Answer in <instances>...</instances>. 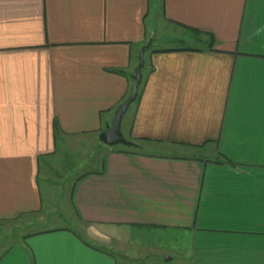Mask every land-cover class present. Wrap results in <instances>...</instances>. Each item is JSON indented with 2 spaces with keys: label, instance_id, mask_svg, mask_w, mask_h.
<instances>
[{
  "label": "crops",
  "instance_id": "obj_1",
  "mask_svg": "<svg viewBox=\"0 0 264 264\" xmlns=\"http://www.w3.org/2000/svg\"><path fill=\"white\" fill-rule=\"evenodd\" d=\"M158 14L201 47L149 48ZM148 43L122 119L146 146L102 144L57 207L43 161L98 138ZM71 217L83 233L44 224ZM10 220L30 231L5 235L0 264H264V0H0V229Z\"/></svg>",
  "mask_w": 264,
  "mask_h": 264
},
{
  "label": "rangeland",
  "instance_id": "obj_2",
  "mask_svg": "<svg viewBox=\"0 0 264 264\" xmlns=\"http://www.w3.org/2000/svg\"><path fill=\"white\" fill-rule=\"evenodd\" d=\"M155 27H156V40L151 44V47L153 49L158 48H169L174 46H182L183 44L189 45V46H198L201 47L198 43H190V42H179L174 40V38L181 36L182 30L176 26L166 24L162 17L158 14L155 15L154 18ZM148 52V51H147ZM148 57V54L147 56ZM146 73V71H144ZM121 132L125 137L127 136L126 132V125L125 122H121ZM128 139V138H127ZM141 143V142H139ZM103 143L94 135V136H83L82 138H70L67 140H62L57 142V148L56 152L51 155L50 157L46 158L43 161L51 163V166L55 169H50L51 174H53L51 178V185L50 188L51 191H55V193H52L54 196L57 197V207H61L64 210L68 208V198L70 193V188L72 181L74 179L89 170H93L98 167V162L100 160L99 156V148H102L101 146ZM145 144V143H141ZM146 146V144L144 145ZM127 146L122 144H117L116 148H126ZM104 148V147H103ZM48 164V165H49ZM45 167V166H44ZM43 168V167H42ZM47 177V176H46ZM45 176H42V187L46 189L49 187L48 181L44 179ZM55 183L53 186L52 184ZM43 189V190H44ZM63 199V200H62ZM60 210L58 208V212L64 211ZM53 216V215H52ZM17 220H10L7 223L9 224V230L3 228V230L0 229V243L4 242L7 243L8 240H5V235L9 234V241L10 243H13L17 240H20V234L24 232L30 231V228L24 229H18L16 226ZM53 223V224H51ZM45 225H70L73 229H77L80 233H83L84 229H82V225H84L82 222L78 223L75 218L71 217L68 220H51L50 218L47 219L44 222ZM111 230H108L104 227H98L96 234H111ZM84 235V234H83ZM5 240V241H4Z\"/></svg>",
  "mask_w": 264,
  "mask_h": 264
},
{
  "label": "water",
  "instance_id": "obj_3",
  "mask_svg": "<svg viewBox=\"0 0 264 264\" xmlns=\"http://www.w3.org/2000/svg\"><path fill=\"white\" fill-rule=\"evenodd\" d=\"M149 46V43L142 47L138 53V64L134 69L133 75V84L130 89L129 96L117 107L115 110L111 123L107 124L105 128H103L99 134L98 139L105 144L106 146L112 147L116 146L117 144H122L127 147L129 146H137L138 143L131 139H127L123 133L121 132V122L123 116L129 109L130 105L135 102L138 89L142 82V70L144 67V55Z\"/></svg>",
  "mask_w": 264,
  "mask_h": 264
},
{
  "label": "trees",
  "instance_id": "obj_4",
  "mask_svg": "<svg viewBox=\"0 0 264 264\" xmlns=\"http://www.w3.org/2000/svg\"><path fill=\"white\" fill-rule=\"evenodd\" d=\"M210 38V45H209V49H212L213 45H214V41H213V38L212 37H209ZM144 68V67H143ZM113 72H116V73H121V71H118V70H115ZM132 79H133V76H132ZM130 139V138H129ZM133 140V139H131ZM133 141H135L136 143H138L137 146H129V147H126V149H139L140 148V143L139 142H142V141H145V139L143 138H137V139H134Z\"/></svg>",
  "mask_w": 264,
  "mask_h": 264
}]
</instances>
